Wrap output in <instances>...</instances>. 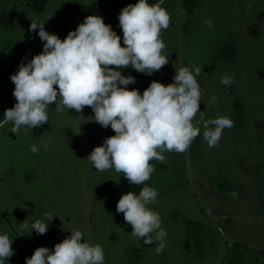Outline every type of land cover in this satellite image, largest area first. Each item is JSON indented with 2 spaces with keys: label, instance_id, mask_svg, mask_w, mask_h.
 <instances>
[{
  "label": "rangeland",
  "instance_id": "1",
  "mask_svg": "<svg viewBox=\"0 0 264 264\" xmlns=\"http://www.w3.org/2000/svg\"><path fill=\"white\" fill-rule=\"evenodd\" d=\"M137 2L0 0V121L17 102L10 76L43 51L39 29L29 31L31 22L44 23L63 40L87 16H101L124 46L118 16ZM161 6L170 14L161 33L169 63L152 75L131 66L117 69L135 77L128 90L142 94L154 80L168 85L180 67L198 65L200 111L205 119L227 116L235 126L209 148L198 113L193 123L201 135L190 149L164 152L166 163L151 161L155 170L139 186L114 170H96L87 159L115 135L92 120L90 107L58 113L50 105L47 124L18 135L11 122L0 127V234L9 236L14 249L4 264H26L35 249L54 250L73 230L102 247L104 264H264V0H163ZM225 75L234 77L229 88L221 84ZM212 97L217 102L209 108ZM33 145L39 149L35 154ZM144 186L158 192L147 207L159 213L167 233L160 254L156 243L145 245L132 236L131 225L116 211L123 194L138 195ZM45 213L54 216L46 234L30 233ZM23 222L28 229H21ZM235 241L241 243L238 258L228 263Z\"/></svg>",
  "mask_w": 264,
  "mask_h": 264
},
{
  "label": "clouds",
  "instance_id": "2",
  "mask_svg": "<svg viewBox=\"0 0 264 264\" xmlns=\"http://www.w3.org/2000/svg\"><path fill=\"white\" fill-rule=\"evenodd\" d=\"M162 4L163 0L155 4L138 0L121 9L118 20L124 46L101 16H87L63 40L47 32L44 23L31 22L29 31L39 29L43 51L27 64L21 62L10 76L17 102L5 110L0 127L11 122V132L18 135L21 130L47 124L50 105L54 104L58 113L65 109L82 113L90 107L92 120L103 128L110 126L115 135L106 137L87 159L96 170H114L137 186L151 178L155 170L151 161L166 163L164 152L185 153L190 149L201 135V128L193 123L198 113L203 140L209 148L218 146L223 131L235 123L227 116L205 119L200 111V66L180 67L172 83L164 85L154 80L142 94L137 89L128 90V85L136 83L135 77L117 70L131 66L139 73L152 75L169 63L170 53L166 52L161 33L170 25V14ZM205 23L213 27L211 20ZM233 82V76L225 75L221 80L226 88ZM216 102L217 98L212 97L206 106L211 108ZM44 148H48L47 143ZM30 150L35 154L39 149L33 145ZM157 197V190L149 186L142 187L138 195L129 191L118 200L116 211L131 225L132 236L145 245L156 243L160 254L167 247V233L161 227L159 213L147 207ZM44 216V220L37 219L31 225L30 233L46 234L54 216ZM20 226L29 227L26 222ZM12 242L7 234H0V264L14 255ZM26 264H104V252L99 244L86 242L80 230H73L54 250L35 249Z\"/></svg>",
  "mask_w": 264,
  "mask_h": 264
},
{
  "label": "trees",
  "instance_id": "3",
  "mask_svg": "<svg viewBox=\"0 0 264 264\" xmlns=\"http://www.w3.org/2000/svg\"><path fill=\"white\" fill-rule=\"evenodd\" d=\"M240 248H241V243L239 241H235L232 243V250H231L230 255H229L230 257H229L228 263L237 261L238 257H236V253H238Z\"/></svg>",
  "mask_w": 264,
  "mask_h": 264
}]
</instances>
